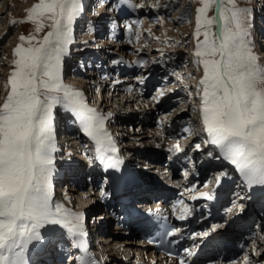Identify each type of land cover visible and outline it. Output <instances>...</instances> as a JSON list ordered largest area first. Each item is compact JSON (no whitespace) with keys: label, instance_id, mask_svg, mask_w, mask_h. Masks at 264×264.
<instances>
[{"label":"snow or ice","instance_id":"snow-or-ice-1","mask_svg":"<svg viewBox=\"0 0 264 264\" xmlns=\"http://www.w3.org/2000/svg\"><path fill=\"white\" fill-rule=\"evenodd\" d=\"M195 2L200 6L195 10L192 33L196 40L193 63L203 67L196 95L207 135L204 143L219 151V156L208 155L233 165L246 186L264 188V67L252 47V11L239 7L237 0ZM116 4L144 7L142 3L132 5L130 0H116ZM214 5L215 15L209 18ZM82 11V0H39L27 13L34 31L21 35L12 53L14 69L0 106V264H29V246L42 239L41 229L46 225L59 226L73 240L86 236L84 215L53 202L55 109L74 117L105 168H119L123 162L105 128L107 117L90 108L81 91L62 83L64 58ZM44 20L51 21L50 30L38 38ZM214 23L218 32H213ZM128 29L131 31V25ZM136 35L139 39V32ZM173 148L182 150L178 143ZM195 148L199 150L201 145ZM184 176L187 178V171ZM200 195L212 199L209 193ZM187 214L185 207L177 218L183 220ZM218 227L222 225H214L212 231ZM179 231L172 229L167 235ZM80 264L94 261L81 258ZM244 264H249L247 256Z\"/></svg>","mask_w":264,"mask_h":264},{"label":"rangeland","instance_id":"rangeland-1","mask_svg":"<svg viewBox=\"0 0 264 264\" xmlns=\"http://www.w3.org/2000/svg\"><path fill=\"white\" fill-rule=\"evenodd\" d=\"M85 1L86 2L82 0L83 11L74 23L73 33H72V43L69 45V52L64 58L63 74H62L63 85L81 91L84 94V99L90 108L97 109L99 108L100 105H102V110L104 111L106 110L105 112L107 114L109 112H112L110 114L111 115L110 120L105 123V128L109 133V135L111 136L114 144H118L121 147V149H118L119 150L118 155L123 161L122 164L129 163V166H131V164H134L135 167L142 168L143 171H145L144 168H147V166L154 165L155 166L154 169L152 170L146 169V170L152 172L151 175L158 176L157 181L160 180V182H164L168 184V186L171 185L173 187H177L175 186L176 184L177 185H181L182 183L184 184V181H189L190 179L191 181L195 179L200 180V174H198V171L202 168L201 164L205 162L203 161V159H206L207 162L209 161L211 162V160H214L215 162L214 167H212L213 165L210 167L213 169L204 168L206 174L205 177H203V179L199 181V186H200V182H201V186L208 185L209 183L215 185L217 183L216 181L217 179L215 178L217 173L215 174L214 171L219 168L221 169L225 168V170L227 168L224 166L225 163H223L220 166H217L218 162L220 160H223L222 158H218V162H217L215 161V158L210 157L208 155L209 152H212L213 156H219L218 149L213 148L214 150H212L211 148L210 151L205 152V149L207 148L206 146H208L207 144L204 143V141L207 139V135L202 130V122L199 111L200 99L199 96L196 95L198 82L203 75V67L202 65L198 66L197 64L193 63V59H194L193 52H194L196 40L192 36V33L195 30V10L200 5L197 2H195V0H130L132 5H139L142 3L144 7L136 8V7H130L128 5H125L127 8L125 6L119 7V11H117V14H120L118 15V19L115 18L112 19L111 13L112 11L113 12L116 11V9H112L114 8V6L110 5L109 7H107V3H105V0H99L96 3H90L88 2V0ZM260 1H263L262 5H264V0H260ZM38 2L39 0H0V106H2L6 100L7 91H8V89L6 88L7 79L8 76L10 75V72L14 69V66L12 65L13 50L16 47V45L20 43L19 37L21 35L27 36L29 35V33L34 31V25L30 21H28L27 13L31 9V7ZM114 2L116 3V1ZM237 5L239 7H247L252 11L253 14L252 16L253 27L251 30V35L253 40L252 47L254 53L258 57L259 65L261 67H264V57H259L264 54V45H261L262 40L260 42L259 40L256 39L255 32L257 26L253 23L254 18L257 15V12H259L258 14L261 13L260 17L261 16L264 17V8L261 10L257 9L255 0H237ZM115 6H117V4ZM215 7L216 6L214 5L213 8L208 12L209 18L215 15ZM126 17H130L131 21L130 23H128L127 26L124 27L122 24H125V22L122 20H124ZM105 19L109 21L112 19L110 26L113 27V29H115L116 26L124 27V28L121 29L122 33L120 30L121 33L120 38L115 40L116 43L115 46L106 49L108 50L106 54L107 56H109L108 57L109 61L107 62V64L105 63V68H106L105 74L103 73L104 76H106V78L103 76L105 80L104 82H100V79L98 81L96 80V76L87 77L84 75H80L79 73L75 72V70L76 68H79L81 66L82 59L85 57V53H86V52L82 53L80 50L81 49L84 50L85 46L86 47L88 46L91 49L93 46L96 45L97 41L100 42V40H103L105 38L103 36H101L99 39L97 38L98 34L102 33L101 29L103 28L100 23L105 22ZM119 19L121 20L120 24L118 23ZM12 21H15L16 23H11ZM136 21H138L139 23H135ZM263 21L262 18L259 21L260 24L259 30H261L260 26L261 23H264ZM43 22L45 24V28L41 33L38 34V38H42L43 35L50 30L49 25L51 24V21L44 20ZM129 25H131V31H129L128 29ZM93 30H95L97 34L94 33ZM137 32H139V39H137V35H136ZM213 32H218V27L216 23H214L213 25ZM116 33L119 36V32L117 30ZM261 33H264L263 28L261 30ZM109 34L111 35L112 33L109 32ZM110 35L108 37L109 40L112 41L113 39L110 38ZM261 36H262L261 38H263L264 34H262ZM200 39L202 40L203 37L201 36ZM103 53H104L103 50L101 51L98 50V53L97 52L92 53L93 59H96L93 60L94 62H92L93 66L98 67V65L101 64L103 59L106 58L104 57L105 55ZM100 57L103 58L102 61L98 60ZM154 60L156 61V63L152 62ZM138 62H143L142 66L138 64ZM102 67L103 66H101V68ZM120 68L128 69V70L130 69L131 71H133V76L132 73H130L132 77L128 75H124L125 73L120 72ZM136 70H138V72ZM119 72L120 75L122 74V76L119 75ZM176 74L183 77V79L178 80ZM119 76L122 78H120ZM126 76L128 77L126 78ZM152 77H154L155 79H152ZM123 78L127 79L128 81H124V82L119 81ZM141 78H144L143 83L139 82ZM149 85L150 87L147 91ZM113 90L115 91V93H112ZM189 91L192 92L191 96H189ZM160 93H162V95H160ZM169 94H170V99H166L167 107L164 109V111L158 112L156 110L157 105L159 104V102L162 101L163 97L165 98ZM154 97H156V99H154ZM97 111L99 113L101 112L100 110ZM55 112H56L55 126H57L56 119L58 120V122H60L62 116L66 115L67 113H65L59 107L55 109ZM113 112L116 113V116L112 118V116H114ZM141 113H143L144 115ZM131 114H136L140 119H135V122H133L130 125L123 123V119L121 118L124 117L127 120L128 118H130ZM69 115L71 116V114ZM71 121L74 120L70 119L69 122ZM175 121L178 124L175 125ZM75 125L76 124H71L70 126L72 127ZM76 126L79 127L78 123ZM120 127L122 129L121 131H119ZM76 128L73 127L72 130L73 129L75 130ZM185 128H188L189 131L185 132L184 131ZM79 129L80 128H78L77 131L73 130L74 133L77 132L78 137H76L77 134H75L74 136L75 139H73L71 142L66 143L70 145L73 144L74 147H71L69 145L70 146L69 150L64 151V152H68L69 158L71 157L70 159L75 160V162L79 161L80 159V157L76 156L75 153L79 152L80 155L85 158V156L92 154L91 152L93 150L95 151V146L92 144L91 141L87 139V137H85L82 134L81 130ZM166 129L173 130L175 137L173 136L163 137L164 135H166L165 134L166 132L164 133ZM79 132L81 133L80 134L81 137L79 136ZM160 133H164V135L160 136L159 135ZM193 136H199V137L201 136V137L198 138L194 143H189L191 137ZM69 138L70 136L67 137V139ZM177 143L179 144L180 148L187 149V152L185 154H182V156L178 154V156L180 157V164H176V167L175 166L169 167L168 166L170 159L169 157L173 153V151H175L173 146L176 145ZM196 144L201 145L200 150L202 151L204 150L203 154L197 153V151L200 150H197L195 148ZM170 145L172 146V148ZM64 146L66 147L67 145ZM56 149H59V147ZM71 151L73 152L72 154L70 153ZM143 151L149 152L152 155L154 152H160V153L162 152V153L159 154L158 156H155L154 153V158L152 157L153 159L152 158L148 159V158H142V156L140 155V153ZM58 156L59 155L54 156V162L56 160H61L60 156L59 157ZM124 157H127L130 162L128 161V159L126 161ZM224 161H220V162H224ZM75 162L73 161L72 163L73 168L76 169L82 168L81 165L74 166ZM156 162L159 163L158 166H156L157 165ZM160 163L163 166H161ZM61 164L65 165V163H60L59 166H61ZM137 164L141 166H138ZM158 167H161V170L165 168L166 170H168V173L164 176L165 172H163L162 177H160L161 174L159 172L161 170ZM180 167L182 168V170L181 169L176 170L177 168ZM55 169L56 170L53 178L55 179V176H57L63 180H66L67 177L66 175L68 173H64V172L61 173L60 171L63 169L62 167H60L59 169L57 167ZM173 169L174 172L172 171ZM185 171H187L188 173L187 178H185L184 176ZM82 172L83 171H78L74 173L75 178L79 177L80 182L83 181L85 176L86 177L90 176V174L86 173L85 170V174L83 177ZM211 173H214L213 176L211 175ZM207 174H210V177L207 178ZM231 174L233 176L235 175L233 172H231ZM170 175H171V181L169 180ZM181 175L183 179L181 178ZM103 177L107 178V176L104 175ZM206 179H208V181H206ZM56 183L57 184L59 183L61 186V187H57L58 189L56 190V192L63 191L64 193L58 195L59 197L57 196L56 201H60V202L62 201L64 205L70 207V209H73V206L71 205V203L73 204L74 201V199H72L73 197L79 199L80 202L82 201L84 206L86 207L89 205V201L90 202L93 201L92 197H90V195H87L84 188L77 189L79 190L78 192L82 191V193L86 195L85 198H79L80 196L79 194L82 193L73 192L71 190V187H67V185L66 186L63 185L65 182L56 180ZM75 183L78 185L79 182H75ZM239 185H243L244 188L243 194L240 195V197H242L243 199L244 197H246L245 193L247 192V190L245 189L248 186L246 187L245 183L242 180L238 181V179H236V182L229 185V190H231V192L228 194L233 193L232 196L234 195L235 197L232 199L233 201L232 200L230 201L229 203L230 207L226 206L227 203L226 200H224L223 202L222 207L226 206L224 209L225 210L227 209L226 212L229 213L224 216L225 222L227 219L232 217L233 214L237 213L239 208L244 209L246 207L245 201H247V197L244 200L243 199L239 200L238 198L239 196L238 189L240 188ZM53 186L54 185H52V188ZM212 186L210 187L213 188ZM250 188L251 187H249V189ZM68 190L72 191V195L68 196V198H65L66 197L65 192ZM187 205H189V203H187ZM257 206H259V210L257 212L264 211L263 209L264 204L258 203L257 205L254 206V210L252 211H249L251 210L249 206L248 207L249 210L247 209L246 212V214H248L249 217L244 222V225H247L250 218L253 217L259 218V220L262 223L260 224L259 227L260 222L259 223L251 222V226L253 228V231L255 232V236L253 234V237L248 238V240H247L248 236H246L247 234L239 231L240 227H237L238 220L230 221L231 224L230 228L234 229V231L238 235L246 236L243 239V241L245 240L247 241L243 243L245 249H243L242 252H238L236 255L231 256L230 258L228 257L229 255L228 253L227 257L224 258L226 261L222 259L220 262L222 261L224 262H222L221 264H242V263L244 264L245 256L248 257L249 264H264V218L262 215L259 216V214L255 211V207ZM91 210L90 211L88 210L90 214L89 216L87 215L86 218L88 217L93 218V216H97V218H95V221L98 222L100 219V217L98 216H100V214L103 213L97 212V214L95 213L91 215ZM200 222L202 221L200 220ZM215 222H216L215 225L217 224L222 226L225 225V222H220L219 220ZM104 225L109 226V221L107 220L106 222H104ZM257 226L260 229L259 228L256 229ZM104 228L105 226H103L102 231L100 230L98 231L99 239L96 242V244L99 245V247L101 246V248H103V250L101 249L102 251H98V253H100L101 256V258H99L100 256L97 257L99 264H111L113 261V257L111 254L116 253V256H118V258L116 259H119L121 257H129V252H134L132 245L125 246L123 244L121 248L114 250V252L111 251L110 253H108V251L112 248L110 247L112 245H109V243L112 242L113 238L112 236L106 234L109 230V227L105 229ZM218 228L216 229L218 232H220V230L222 229L218 230ZM110 229L113 230L114 228H110ZM200 229H202V226L198 227V229L191 228L190 230H194L195 235L198 236L199 235L198 231ZM42 230H41L42 233L48 232L47 230H43V231ZM111 230L109 231V234L112 232ZM226 230H222V232ZM94 232L97 231L94 230ZM55 234H59V233H55ZM211 234H209V236ZM65 235L66 237H69L67 234ZM92 235H94L93 232ZM104 236L107 239H105ZM93 237L94 236H92V240ZM109 237L111 240L109 239ZM254 240L257 241L256 243L253 244ZM124 241L132 242L131 239ZM118 242L125 243V242H121V240H118ZM241 244L242 242H240V245ZM93 250L94 252H97V250H95L94 248ZM109 256L111 257L109 258ZM108 259H110V262H108ZM129 261L131 264L140 263L139 260H136L135 257L130 258ZM62 262L64 261L62 260ZM113 264L116 263L113 262Z\"/></svg>","mask_w":264,"mask_h":264},{"label":"bare ground","instance_id":"bare-ground-1","mask_svg":"<svg viewBox=\"0 0 264 264\" xmlns=\"http://www.w3.org/2000/svg\"><path fill=\"white\" fill-rule=\"evenodd\" d=\"M114 1H116V0H112L111 2H114ZM264 6V5H263ZM263 6H261L262 8H264ZM127 18V17H126ZM260 18H262V21L264 20V17H260ZM122 21H124L125 22V19L124 20H122ZM264 22V21H263ZM123 25V24H122ZM123 26H125V25H123ZM102 28V27H101ZM100 28V29H101ZM262 28L264 29V23H261V26H260V29L262 30ZM96 30V29H95ZM95 30L93 31V32H95ZM97 31H98V28H97ZM103 31V28L101 29V32ZM100 32V33H101ZM110 33H112L111 35H110V38L111 39H113L114 37H116V36H118L117 35V33H116V29H113V27H111V30H110ZM97 34V33H96ZM95 34V35H96ZM98 35H100V34H98ZM261 45H264V37H263V39H262V42H261ZM88 50V49H87ZM86 50V51H87ZM82 53H85L86 51L85 50H80ZM262 53V52H261ZM263 54V53H262ZM259 57H264V54L262 55V56H259ZM102 59L103 58H99L98 60H100V61H102ZM137 68H138V66H137ZM120 78H122V77H120ZM119 81H122V82H124V81H127V79H125V78H123V79H121V80H119ZM149 87H150V85L148 86V88H147V91H148V89H149ZM115 92V91H114ZM171 94V93H170ZM170 94L168 95V96H166L165 98L163 97V99H162V101L161 102H159V104L157 105V107H156V110L158 111V112H161V111H164V109L167 107V100L166 99H170ZM174 94V93H173ZM96 110H100L101 112V114H103V113H105V114H103L104 116H106L107 117V119H106V122L107 121H109L110 120V118H111V113L112 112H109L108 114L104 111V110H102V105H100L99 106V108H97ZM103 112V113H102ZM114 113V112H113ZM141 114H143V113H141ZM146 114V113H145ZM144 115V114H143ZM116 116V113H114V116H112V118L113 117H115ZM121 119H123V123H126L127 125H130V124H132L133 122H135V119H140L136 114H131V116H130V118H128L127 120H126V118H124V117H122ZM105 122V123H106ZM176 124H178L176 121H175V125ZM179 124H180V122H179ZM77 125V124H76ZM69 126L67 129H65L66 131L64 132V133H62L63 135H65V137L63 138V136H62V143H61V145L63 144V145H67L66 146V148H68L67 150H69V147L71 146V147H74L73 146V144H66V143H68V142H71L73 139H75L74 138V136H75V134H77V132L76 133H74L73 132V130H72V128L73 127H77L74 131H77L78 130V126ZM80 130V129H79ZM122 129H121V127H120V129H119V131H121ZM118 131V132H119ZM166 132V133H165ZM164 133L166 134V135H164ZM164 133H160L159 135L160 136H162V135H164L163 137H166V136H173V137H175L174 135V131L173 130H168V129H166L165 131H164ZM80 132H79V136H80ZM68 136H70V138L69 139H67V137ZM76 137H78V134H77V136ZM81 137V136H80ZM201 137V136H200ZM199 136H193V137H191V140L189 141V143H194L198 138H200ZM57 138H58V136H57ZM70 145V146H69ZM168 145V144H167ZM171 145H172V143H171ZM170 145V146H171ZM169 146V147H170ZM55 147L56 148H60V145L58 146V145H55ZM207 148L205 149V152H208V151H210L211 150V148H212V150H214L213 148H214V146H212V145H208V146H206ZM171 148H172V146H171ZM182 149V148H181ZM184 150V151H183ZM200 150V149H199ZM204 151V150H203ZM203 151L202 150H200V151H197V153H202L203 154ZM62 150L60 151L59 149H56V151L53 153V156H57V155H59L60 156V159L61 160H56L55 162H54V164H55V168H57L58 167V169L60 168V167H62L63 169L60 171L61 173H68L66 176V180H63V179H61V178H59V177H57V176H55V179L54 178H52V185H54L53 186V188L51 187V191H52V195H53V202L54 203H56L57 202V204H62L66 209H69V210H71L72 211V209H70V207H67V206H65L64 205V203L61 201H56L57 200V193H56V188H55V185L57 184L56 183V180H58V181H61V182H67V183H72L73 185L72 186H76L77 184L74 182L75 181V179H77L78 178V181L77 182H79L78 183V185H79V189H83L84 188V185L83 186H80V184L81 183H83L84 181H85V178H86V176L84 177V174H85V171L83 170V162H81L80 161V159H79V161H76L75 162V160H73V159H70L69 158V154L68 153H66V152H62ZM187 152V149H185V148H183L182 150H181V152H176V151H173V153L171 154V156H170V159H169V163H168V166L169 167H172V166H175L176 167V164H180V157L178 156V154H180V156H182V154H185ZM61 153V154H60ZM92 154H90L91 156V158L90 159H87L86 161L87 162H93L94 163V158L96 157V152L93 150L92 152H91ZM119 153V150L117 149V154ZM155 153V156H158L159 154H161L160 152H154ZM154 153H153V155L152 154H150L149 152H146V151H143V152H141L140 153V155L142 156V158H148V159H150V158H154ZM158 153V154H157ZM76 154H79V152H77V153H75V155ZM65 155V156H64ZM207 155V154H206ZM218 155V154H217ZM58 156V157H59ZM71 156V155H70ZM93 156H95L94 158H92ZM152 158V159H153ZM56 159H58V158H56ZM64 159V160H63ZM157 159V158H156ZM210 159V158H209ZM209 159H207V160H209ZM73 161L75 162L74 164V166H78V165H81V167L82 168H73V165H72V163H73ZM82 161H84L83 159H82ZM203 161H205V162H203V164H202V168L198 171V174H200V180H202L203 179V177H205V174H206V171L204 170V168H206V169H209L212 165V167H214V164H215V162H214V160H211V162L209 161V162H207L206 161V159H203ZM215 161H217L218 162V159H216L215 158ZM220 161H224V160H220ZM218 162V165L217 166H220V165H222L223 163H225V167L227 168V169H229V171L230 172H233L235 175H234V179L236 178V179H238V181H240V180H242L243 181V179H242V177L240 176V174L235 170V168L232 166V165H230V164H228V163H226L225 161L224 162ZM60 163H65V165L64 164H61V166H59L60 165ZM137 163V162H136ZM139 163V162H138ZM157 163V165L156 166H158V162H156ZM220 163V164H219ZM125 164V163H124ZM138 166H141V165H139V164H137ZM93 170H91V171H89V172H87L88 174H90V178L91 179H89V182H90V185L91 186H93V187H96V185H98V184H100L102 181L104 182L105 180V178L103 177V175L105 174L106 175V173H104L103 175H101L100 174V172H99V168L98 167H95V164H93ZM129 166V165H128ZM154 165H149V166H147V169H154ZM130 168V169H129ZM136 169H139V168H137V167H135ZM159 168V167H158ZM210 169H213V168H210ZM56 170V169H55ZM222 170H225V168L223 169H221V168H219V169H216L214 172H215V174H216V176H215V178L218 180V175H219V173L222 171ZM78 172V171H83L82 173H83V177H84V179H83V181L82 182H80V179H79V177H77V178H75V176H74V173H76V172ZM132 170H131V167L129 166V167H127V173L125 172L124 173V176H125V179L127 178L128 180H135L136 182H138V183H135L134 184V187H133V191H135V190H137L138 192L140 191L141 193L139 194V195H141V194H143V193H145V192H152L153 193V191H156V193L157 194H164V195H166L167 196V194H168V196H167V199L168 200H170V197H169V194H170V192L169 191H167L168 189H173L174 187L173 186H168V184H166V183H164V182H160V180L159 181H157L158 179H156V177H154L153 175H151V173L150 172H147V175L145 176L146 178H144V180H140L139 178H137V176H135L136 174L137 175H139V174H141V173H139V172H136V171H132L133 172V174H132V172H131ZM138 171V170H137ZM173 172H174V169L172 170ZM144 172V171H143ZM163 172H165L164 173V176L168 173V170H166V169H163V171H162V173ZM197 172V171H196ZM219 172V173H218ZM55 173V172H54ZM146 173V172H145ZM208 173V172H207ZM213 174L214 173H211V175L213 176ZM239 174V175H238ZM62 175V174H61ZM64 175V174H63ZM142 175V174H141ZM53 176H54V174H53ZM107 176V175H106ZM108 177V176H107ZM141 177V176H140ZM169 177V176H168ZM167 177V178H168ZM208 177H210V174H207V178ZM153 179V181H156L157 183H156V189L155 188H151V189H149V187H151V185H149V184H151V183H148L147 181L148 180H152ZM206 181H208V179H206ZM221 181H224V178H222L221 177ZM235 181V180H234ZM89 182H88V184H89ZM160 182V183H159ZM236 182V181H235ZM54 183H56V184H54ZM184 183H187V181H184ZM226 183V185H225V188L224 189H226L227 191H228V189H229V182H225ZM234 183V182H233ZM231 184H232V182H231ZM77 185V186H78ZM213 184H208V185H206V186H204V189H205V191H201V193H209L212 197H213V195H216V196H224V191L222 192V193H220V192H217L216 191V187H217V185H219V183H216L215 184V187L213 188V189H211V187L210 186H212ZM209 186V187H208ZM70 187V186H69ZM81 187H83V188H81ZM93 187H91V188H93ZM239 189H238V191H239V196H238V194H237V196H238V198H239V200H241V199H243L242 197H240V195H242L243 194V185H239ZM247 187V186H246ZM140 188V189H139ZM162 188H166V190H163ZM249 189V187H247L245 190H248ZM251 189V188H250ZM262 189H264V188H262ZM137 191H136V193H137ZM231 192V190H229V193ZM56 193V194H55ZM66 193V197L65 198H68V196H71L72 195V191H66L65 192ZM80 193H82V191L80 192ZM78 195V194H77ZM80 196H79V198H85V194H79ZM137 197H139V198H141V196H137ZM144 196H142V198H143ZM201 197V195L199 194V196L197 195L196 197H195V199H198V198H200ZM139 198H136V201H137V203L139 202V201H141L142 202V200H139ZM157 198V197H156ZM246 197H244V199H245ZM263 198H264V195H263ZM72 199H74V197L72 198ZM144 199H146V197L144 198ZM243 199V200H244ZM224 200H226V197L225 198H223L222 199V204L220 205V207H222V205H223V202H224ZM84 201V200H83ZM159 202V201H158ZM142 204H144V205H148L149 204V202H147V201H143V203ZM155 204V203H154ZM180 204V203H179ZM260 204V203H259ZM73 205L75 206V208L77 209V210H80V208H82L83 210H81V211H83V214H84V216L86 217L87 215L89 216V214H90V210L92 209L91 207L89 208L88 206L87 207H85V209L83 208V206H84V204H83V202L81 201L80 202V200L79 199H75L74 201H73ZM157 205H159V203H156V206ZM184 205V204H183ZM183 205L182 206H177V209L180 211V212H182L181 211V209H182V207H183ZM156 206H154V207H156ZM157 207H160V206H157ZM73 209H74V207H73ZM89 211H88V210ZM159 208H156L155 210L156 211H160V210H158ZM264 209V208H263ZM85 210H87V211H85ZM98 209H97V207H95L94 208V211H97ZM154 210V209H153ZM259 210V206H257V207H255V211L257 212ZM99 211H100V208H99ZM72 212H74V211H72ZM74 213H76V212H74ZM103 213V212H102ZM115 214V216H117V215H119L118 213H117V211L116 212H114ZM258 214H259V216L260 215H262L263 216V218H264V211H259V212H257ZM100 214V213H99ZM211 215H213V216H211L208 220H206V222H208V221H211V220H213L214 219V221H218V219H219V217H220V215H218L217 214V212H215L214 214H211ZM100 216H102V214H100ZM195 216H197V215H195ZM97 217V216H96ZM248 214H246L245 216H238V217H236L237 219H232L231 221H236V220H238V224H237V227H241L243 224H244V222L248 219ZM88 218H90V217H88ZM197 218H198V216H197ZM110 219H111V221L113 220L112 219V217H106L104 220H103V222H102V218L100 217V219H99V221L98 222H96L95 221V219L93 220V223H97V224H95L93 227H92V232H93V248L95 249V250H97V252H95V253H98V251H102L103 250V248H101V246L99 247V245H97L96 244V242L98 241V239H99V237H98V231L100 230V231H102L103 230V226H106V228L108 227L107 225H104V222H106L107 220L109 221V223H110ZM98 220V219H97ZM95 221V222H94ZM206 222H200V221H198L197 222V220L196 219H188V221H187V223L186 224H184V225H182L181 227L184 229V230H186V231H188V230H190L191 228H197L198 229V227H200V226H202V225H204V224H206ZM119 223V221L117 222V224ZM123 227V226H122ZM213 227V226H212ZM118 228V227H117ZM42 230V229H41ZM43 230H47L48 232L47 233H42V239L40 240V241H36V242H33L34 244H31L30 246H29V252H28V259H29V264H61V263H63V264H80V259L79 260H76L77 258V252H76V250L75 249H77L76 248V246L77 245H75V243H77V241L76 240H72V239H70V237H65V238H61L62 240H60V242L59 243H61V245H57V250H56V242L58 241V239H59V237H61V235H62V231H64L63 229H60L59 228V226H51V225H46L45 226V228H43ZM42 230V231H43ZM94 230L95 231H97V232H94ZM114 230V229H113ZM117 230V229H116ZM229 229H227L226 230V232L228 231ZM112 231V230H111ZM226 232H221V233H219L218 231H217V229H216V231L215 232H213L210 236L208 235V236H196V237H198L197 239V243H204V242H206V241H209V240H213V239H215L216 241H219L220 243H222V244H218V246H214L216 249H218V250H221V248L223 247V245L224 244H226L227 245V243L228 242H231V243H235V245H238V243L240 244V242H241V240H243L246 236H248V235H246V236H240V235H238L234 230H230L229 231V233H226ZM55 233H59V234H55ZM138 232L137 231H131L130 233H128L127 231H125V229H124V231L122 230V231H119V232H115V233H110L109 234V230H108V232L106 233L107 235H109V236H112V238H113V240H112V242L111 243H109V245H112V246H110V247H112L109 251H108V253H110L111 251H113L114 252V250H117V249H119V248H121V246H123V244L125 245V246H133V249H134V252H129V257H121V258H119V259H116V258H118V256H116V253L115 254H111L112 255V257H113V261H112V259H111V261H112V263L111 264H113V262H115L116 264L118 263V264H129L130 263V258H133V257H135L136 258V260H139V264H148V263H150V264H158V262H161L162 263V260H158L156 257L155 258H153V257H151V256H140V254H139V252L137 251V250H140V247L138 246L139 244H138V242L137 241H135V239L138 237V234H137ZM112 234V235H111ZM210 234V233H209ZM49 236V237H48ZM127 236L128 237H131L130 239H131V241L132 242H130V241H124V240H128V238H127ZM120 237H121V239H120ZM129 239V240H130ZM201 239H203V240H201ZM118 240H121V242H125V243H120V242H118ZM123 240V241H122ZM193 240V239H192ZM237 241V242H234V241ZM49 241V242H48ZM63 241V242H62ZM116 241V242H115ZM186 241V240H185ZM256 241L257 240H254L253 241V244L254 243H256ZM194 242V241H193ZM260 242V241H259ZM50 243V244H49ZM91 244H92V242H91ZM186 244L188 245V246H192V242L191 243H189V242H186ZM196 243H194V245H195ZM198 244V245H199ZM197 245V246H198ZM69 248V249H65V248ZM212 247V246H211ZM102 249V250H101ZM113 249V250H112ZM193 249H196L195 247H193ZM94 251V250H93ZM232 251H234V250H232V249H230V248H227V251L226 252H218V254L217 255H215V256H213V257H206V260H205V262L206 263H213V264H219V262L222 260V259H224V258H226L227 257V254L230 252H232ZM63 252H64V254H63ZM102 253V252H101ZM107 253V254H108ZM55 255V257H57V259L56 260H49V259H52V257H53V255ZM106 254V255H107ZM139 254V255H138ZM41 255V256H40ZM64 255V256H63ZM93 256H94V254H92ZM131 255V256H130ZM220 256V257H219ZM66 257V258H65ZM111 256H109V258H110ZM187 257H189V256H187ZM221 257H223V258H221ZM218 258H221V260H219ZM186 258H183V260L182 261H184ZM64 261V262H60V261ZM94 260H98V258H95ZM121 260H124V261H121ZM38 262V263H37ZM72 262V263H71ZM108 262H110V259H108ZM164 262V261H163ZM131 264V263H130ZM162 264H181V261L180 260H178V261H176V263H174L172 260H166V262H164V263H162ZM183 264H200V263H194V261L192 262V258L190 257L189 259H188V261H186V262H184Z\"/></svg>","mask_w":264,"mask_h":264}]
</instances>
